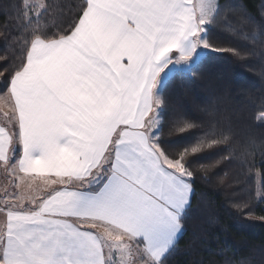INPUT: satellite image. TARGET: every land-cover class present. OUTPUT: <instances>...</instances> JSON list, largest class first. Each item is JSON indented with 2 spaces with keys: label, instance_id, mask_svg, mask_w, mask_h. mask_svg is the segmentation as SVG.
Returning <instances> with one entry per match:
<instances>
[{
  "label": "snow or ice",
  "instance_id": "obj_1",
  "mask_svg": "<svg viewBox=\"0 0 264 264\" xmlns=\"http://www.w3.org/2000/svg\"><path fill=\"white\" fill-rule=\"evenodd\" d=\"M14 7L35 26L21 62L0 71L13 101L0 164L51 191L0 210V264H167L194 194L188 158L221 140L204 133L182 150L162 148V93L173 78L198 75L183 66L198 49L222 51L206 35L219 5L81 0L55 31L23 10L26 0ZM194 129L203 131L181 119L169 131Z\"/></svg>",
  "mask_w": 264,
  "mask_h": 264
},
{
  "label": "trees",
  "instance_id": "obj_2",
  "mask_svg": "<svg viewBox=\"0 0 264 264\" xmlns=\"http://www.w3.org/2000/svg\"><path fill=\"white\" fill-rule=\"evenodd\" d=\"M22 2L0 0V71L26 55L25 38L35 25L24 26L28 17L17 19L14 6ZM26 3L23 10L32 19L39 15L40 25L55 31L71 23L81 0ZM217 5L206 35L222 51H206L190 66L198 75L175 77L162 93L167 102L158 133L162 148L182 150L204 133L221 140L188 158L196 171L194 194L167 264H264V122L258 120L264 114V0ZM181 119L203 131L170 133Z\"/></svg>",
  "mask_w": 264,
  "mask_h": 264
},
{
  "label": "rangeland",
  "instance_id": "obj_3",
  "mask_svg": "<svg viewBox=\"0 0 264 264\" xmlns=\"http://www.w3.org/2000/svg\"><path fill=\"white\" fill-rule=\"evenodd\" d=\"M198 2H200V0H195V3ZM214 2L217 4L218 0H214ZM38 4L41 7L42 3ZM38 8L39 7H32V9L35 10H38ZM209 50L210 49L204 48L198 49L197 55L193 56L192 59L186 62L183 66H192L206 51ZM168 67L171 68L172 65H169ZM177 67L179 68L181 65H177ZM165 71H167V69H165ZM0 83H2V81H0ZM12 105L13 101L10 99L9 95L6 92L0 91V120L10 130ZM260 117L261 115L258 117V120L260 122H264V120H261ZM20 176L24 177L22 181L19 177L9 172H5L2 164H0V210L4 209L5 204H28L32 199L40 201L46 197L48 192L51 191V186L44 185L41 178L39 176H35V174L25 176L21 173ZM257 184L258 186H261V180L259 177H257ZM56 187L60 186L57 185ZM0 219H3V215H0ZM94 231L102 232L103 226L94 229ZM105 253L107 255V249L105 250ZM114 259L119 260L118 254L114 257Z\"/></svg>",
  "mask_w": 264,
  "mask_h": 264
},
{
  "label": "crops",
  "instance_id": "obj_4",
  "mask_svg": "<svg viewBox=\"0 0 264 264\" xmlns=\"http://www.w3.org/2000/svg\"><path fill=\"white\" fill-rule=\"evenodd\" d=\"M192 2L195 3V0H192ZM0 127H3V128H5L7 131H10V129L7 128V127L3 124V122H1V120H0ZM93 231H94V230H93ZM180 233H181V232H180ZM180 233L178 234L177 239H178ZM105 254H106V253H105Z\"/></svg>",
  "mask_w": 264,
  "mask_h": 264
}]
</instances>
